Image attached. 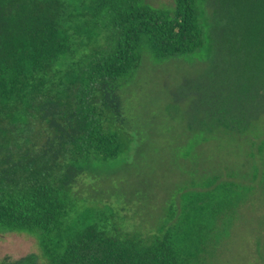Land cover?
Listing matches in <instances>:
<instances>
[{
    "label": "trees",
    "instance_id": "16d2710c",
    "mask_svg": "<svg viewBox=\"0 0 264 264\" xmlns=\"http://www.w3.org/2000/svg\"><path fill=\"white\" fill-rule=\"evenodd\" d=\"M174 3L0 0V232L37 236L42 252L0 264H208L213 224L235 210L241 185L208 176L205 193L175 197L144 232L77 189L129 156L118 91L145 47L159 60L219 57L199 131L245 134L264 116V0Z\"/></svg>",
    "mask_w": 264,
    "mask_h": 264
},
{
    "label": "rangeland",
    "instance_id": "374dc122",
    "mask_svg": "<svg viewBox=\"0 0 264 264\" xmlns=\"http://www.w3.org/2000/svg\"><path fill=\"white\" fill-rule=\"evenodd\" d=\"M147 1L154 7L175 5L174 0ZM215 59L204 51L159 60L145 47L141 66L118 91L129 156L97 165L93 175L79 179L77 189L83 199L117 209L127 231L144 232L160 224L175 197L205 193L202 182L220 175L219 182L241 185L236 194L243 198L213 224L217 238L208 264H264V155L259 151L264 116L245 134L199 131L217 90L207 75ZM34 253L42 255L37 236L0 232V261Z\"/></svg>",
    "mask_w": 264,
    "mask_h": 264
},
{
    "label": "water",
    "instance_id": "95a60500",
    "mask_svg": "<svg viewBox=\"0 0 264 264\" xmlns=\"http://www.w3.org/2000/svg\"><path fill=\"white\" fill-rule=\"evenodd\" d=\"M0 40H1V26H0Z\"/></svg>",
    "mask_w": 264,
    "mask_h": 264
}]
</instances>
